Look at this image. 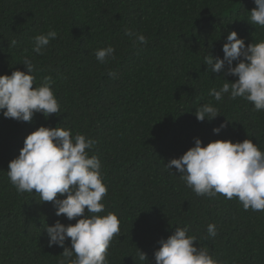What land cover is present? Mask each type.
<instances>
[{"label":"trees","instance_id":"obj_1","mask_svg":"<svg viewBox=\"0 0 264 264\" xmlns=\"http://www.w3.org/2000/svg\"><path fill=\"white\" fill-rule=\"evenodd\" d=\"M256 7L254 0H0V76L28 74L22 63L30 58L35 86L51 76L61 111L47 120L37 113L31 122L0 113V264H59L64 249L49 247L44 226L83 218L57 217L53 203H42L35 191L18 193L8 178L9 163L41 126H66L96 141L89 155L99 157L108 188L99 215L120 219L108 264H156L159 241L185 226L197 238L194 246L206 245L220 264H264V211H245L238 198L222 194L198 196L181 173L166 168L196 139L204 146L252 139L264 152V111L228 94L216 101L209 92L238 77L204 64L207 54L223 59L233 31L246 46L264 41V27L251 24ZM49 30L57 38L43 55L34 53V37ZM126 30L148 43L134 45ZM109 45L116 58L101 64L94 53ZM205 103L219 110L211 122L195 115ZM209 224L216 226L214 238Z\"/></svg>","mask_w":264,"mask_h":264},{"label":"clouds","instance_id":"obj_2","mask_svg":"<svg viewBox=\"0 0 264 264\" xmlns=\"http://www.w3.org/2000/svg\"><path fill=\"white\" fill-rule=\"evenodd\" d=\"M254 3L257 7L250 12L251 24L264 27V0H254ZM125 34L133 38L134 45L148 43L141 33L126 30ZM57 36L55 30L35 36L33 52L43 55ZM222 50L223 59L207 54L204 64L211 72H224L238 80L234 83L224 80L222 87L213 88L209 95L216 101H221L226 94L232 100L243 98L254 104L256 111H264V41L246 46L244 39L233 31ZM115 51L109 45L94 54L99 63L106 64L115 60ZM234 62H238L235 67ZM22 64L28 74L16 70L10 76H0V113L19 122H31L37 113L43 114L46 120L61 113L52 77H44L43 83L36 87L32 60L25 57ZM108 75L115 78L116 73L110 71ZM195 115L200 122L206 119L211 122L220 116L219 110L210 103L198 107ZM226 127L224 123L213 131L219 134ZM95 144L93 138L84 134L73 136L71 128L66 126H41L26 137L19 156L8 165V178L18 193L35 191L42 203L54 204L57 217L65 216L70 221L83 217L74 225L65 226L57 220L54 226H44L49 247L64 249L59 264H108V249L120 234L117 214L99 215L105 210L102 201L108 188L99 157L89 155ZM173 167L198 196L215 198L222 194L229 200L238 198L245 211H264V152L252 139L236 143L217 140L207 146L196 139L194 147L166 164L170 171ZM64 196V199L58 198ZM207 232L214 238L216 226L209 224ZM188 233L189 227H177L168 239L159 241L160 248L154 254L156 264H220L206 245L195 247L197 238ZM69 238L71 248L65 247ZM139 259L146 260V254L140 251Z\"/></svg>","mask_w":264,"mask_h":264}]
</instances>
